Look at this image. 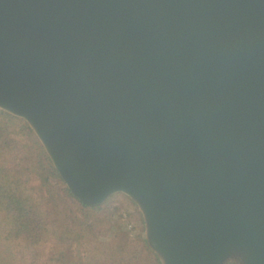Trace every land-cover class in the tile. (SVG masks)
Returning <instances> with one entry per match:
<instances>
[{
	"label": "water",
	"instance_id": "water-1",
	"mask_svg": "<svg viewBox=\"0 0 264 264\" xmlns=\"http://www.w3.org/2000/svg\"><path fill=\"white\" fill-rule=\"evenodd\" d=\"M0 109L162 264H264V0H0Z\"/></svg>",
	"mask_w": 264,
	"mask_h": 264
},
{
	"label": "trees",
	"instance_id": "trees-1",
	"mask_svg": "<svg viewBox=\"0 0 264 264\" xmlns=\"http://www.w3.org/2000/svg\"><path fill=\"white\" fill-rule=\"evenodd\" d=\"M0 116V264H107L96 258L105 254L102 248L88 258L80 251L90 241L92 226L77 212L89 218L91 211L101 212L102 207L86 206L75 198L42 147L39 164L32 170L24 166L9 126L18 125L30 138L35 135L25 120L2 111ZM29 159L26 153L25 160ZM32 173L40 176V186L34 184ZM66 248L71 258L63 256ZM76 250L78 260L74 263ZM143 252L151 255L144 241L128 238L120 261L142 264V257L136 255L142 256Z\"/></svg>",
	"mask_w": 264,
	"mask_h": 264
},
{
	"label": "rangeland",
	"instance_id": "rangeland-1",
	"mask_svg": "<svg viewBox=\"0 0 264 264\" xmlns=\"http://www.w3.org/2000/svg\"><path fill=\"white\" fill-rule=\"evenodd\" d=\"M0 111L5 112L15 118H18L1 109ZM0 120H1V116H0ZM9 127L11 128L13 138H15L18 142L16 144V146L19 148L17 155L19 156L20 160H22L24 166L28 165L27 168L32 170L33 166H37L39 164V161L42 160L40 154V147H42L45 153L47 154L44 146L42 145L41 141L39 140V138L37 137V135L30 126L29 127L33 132V135H35L34 137L31 138L28 137L26 134H24L23 130H21L18 125L13 124L10 125ZM36 141L39 144V146L38 144H36ZM26 153L29 154L30 156L29 160H25ZM47 156L49 157L48 154ZM32 175H33V179L35 180L34 184L40 186L41 185L40 176L34 173H32ZM55 193L57 192L55 191ZM59 194L62 195L61 193ZM100 207H102L101 212L99 211L98 213H96L95 211H91L89 218H86L85 216L81 215L80 212H77V215L81 219L87 220L92 226L90 232L88 233V235L90 236V241L86 242L85 245L80 250L81 254L85 258L88 255L96 256L98 254L97 249L102 248L103 249L102 253L105 254L102 255L101 257H96V258L101 259L104 262L106 261L107 264H113V263L115 264V262H118L116 264H123L125 263L126 259L123 261L120 260L124 258V254H123L124 245L126 244L129 238L134 242L142 243V241H144L147 247L149 248L151 255L144 252L142 256L136 255L138 257H142L143 260L142 264H162L159 257L150 248L148 241L146 239V234H145L146 226H145L143 214L139 210L138 205L130 197H128L123 193L115 194L111 196ZM100 207H94V208H100ZM114 240L115 242H113ZM62 254L66 258L72 257V253L68 250V248L64 249ZM112 255H113L112 257L113 263L111 262ZM131 257L135 258L134 256ZM77 260L78 258H77V250H76L75 254L73 255L74 263H76Z\"/></svg>",
	"mask_w": 264,
	"mask_h": 264
}]
</instances>
